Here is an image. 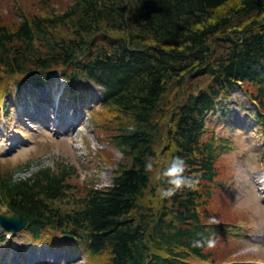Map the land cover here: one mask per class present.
I'll return each mask as SVG.
<instances>
[{
    "label": "trees",
    "instance_id": "obj_1",
    "mask_svg": "<svg viewBox=\"0 0 264 264\" xmlns=\"http://www.w3.org/2000/svg\"><path fill=\"white\" fill-rule=\"evenodd\" d=\"M57 70L68 90L103 88L90 119L121 153L96 149L115 165L111 183L80 180L61 160L24 178L0 172V204L33 239L82 246L89 264L204 255L193 241L231 217L219 185L232 137L209 133L206 119L237 86L264 133V0H0V78L41 85ZM0 82L1 98L11 89ZM176 155L198 184L161 200L157 176ZM149 158L156 166L146 170Z\"/></svg>",
    "mask_w": 264,
    "mask_h": 264
},
{
    "label": "rangeland",
    "instance_id": "obj_2",
    "mask_svg": "<svg viewBox=\"0 0 264 264\" xmlns=\"http://www.w3.org/2000/svg\"><path fill=\"white\" fill-rule=\"evenodd\" d=\"M57 6L62 8L61 5ZM51 77L47 86L42 87V90L27 85L22 91L12 88L10 95L12 98H20V96L35 95L36 92H39L46 97L55 96L58 91L62 92L64 80L59 72ZM0 81H4L10 86L6 80L1 79ZM91 89V96L96 98L102 90L96 85H92ZM245 98L246 96L240 90L234 89L231 97L226 100L227 107L223 111L217 109L214 113H209L206 125L209 133L213 130L214 136L234 135L232 150L221 155V160L228 165L225 179L228 187L226 188L227 192H224L227 203H223L225 209L231 213V217L236 219L234 224L242 229V231H236L240 234L239 237L229 240L231 248L234 247L231 257L234 256L241 260L258 258L260 262H264V196H260L262 195L260 190L263 189L264 183L263 185L259 184V181L262 180L261 177H264V162L260 159L261 151L264 149V140L262 136L256 134V125H253L250 119L245 121L242 117L245 112L250 115L257 113L256 105ZM31 99H34V96H31ZM92 100V98H85L83 103L86 104ZM8 101L7 105L10 110L0 117V138L5 135L3 133L8 129L9 134L14 131L16 138L19 137L22 142L16 149L11 150L8 156L0 157V172L11 171L14 178H24L38 169L40 165L55 166V162L64 160L71 166L76 165L80 180L93 178L98 186L111 183L115 165L104 163L105 159L103 158H97V154L100 152L96 149H109L115 154L116 160L120 157V152L115 151L109 144L100 142L95 130L92 129L90 109L97 102L92 103V106L85 107L86 105H84L82 108L84 112L81 113L79 121L73 125L71 122L68 131L56 134L52 130L46 129L40 122L27 120L30 126H24L16 117L18 113L13 108L12 101ZM17 101L19 102L18 99ZM80 101L82 102V98L71 100L63 106L70 119L80 110V108L77 109ZM26 118L22 116V119ZM229 122L231 125L228 124ZM65 124H67L66 121ZM64 128H67L66 125ZM256 137L259 139L258 141L255 140ZM6 142L8 141L0 140V156L7 146ZM234 148L237 149L234 150ZM26 163L28 166H25ZM63 199L71 201L68 198ZM1 230L0 226V233ZM244 233L249 234L254 238V241ZM261 234L262 236H260ZM14 237L0 243L1 255H7L12 246L20 248L27 244V240L23 239L21 234H16ZM216 246L217 244L213 248L218 251ZM235 253L238 255H234ZM83 261L84 258L81 255L80 262ZM86 264L89 263L86 261Z\"/></svg>",
    "mask_w": 264,
    "mask_h": 264
},
{
    "label": "clouds",
    "instance_id": "obj_3",
    "mask_svg": "<svg viewBox=\"0 0 264 264\" xmlns=\"http://www.w3.org/2000/svg\"><path fill=\"white\" fill-rule=\"evenodd\" d=\"M154 158H149L145 163L146 170H151L155 167ZM188 165L184 157L176 155L171 158L166 167L158 173L157 178H165V184L158 186L159 197L161 200L173 197L177 192L184 188H195L198 184V176L195 174L188 175L186 169ZM166 185V186H165ZM210 222H216L215 217H210ZM201 238L193 241L194 246H203L211 248L215 246L216 239L214 234L204 236L199 234Z\"/></svg>",
    "mask_w": 264,
    "mask_h": 264
},
{
    "label": "water",
    "instance_id": "obj_4",
    "mask_svg": "<svg viewBox=\"0 0 264 264\" xmlns=\"http://www.w3.org/2000/svg\"><path fill=\"white\" fill-rule=\"evenodd\" d=\"M1 224L5 226L6 229L16 230L24 226V221L17 215L3 217Z\"/></svg>",
    "mask_w": 264,
    "mask_h": 264
}]
</instances>
